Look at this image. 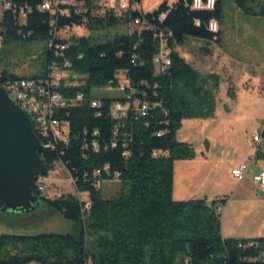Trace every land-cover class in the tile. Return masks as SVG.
Listing matches in <instances>:
<instances>
[{
    "label": "trees",
    "instance_id": "trees-1",
    "mask_svg": "<svg viewBox=\"0 0 264 264\" xmlns=\"http://www.w3.org/2000/svg\"><path fill=\"white\" fill-rule=\"evenodd\" d=\"M41 1L24 0L31 8L25 24L19 25L10 12L4 15L0 86L6 87L3 79H47L51 62L68 61L69 80L75 77L77 85L61 86L58 91L65 97L81 93L84 100L58 114L70 124L69 142L50 151L43 145L41 157L49 168L55 161L67 165L77 192L87 195L89 208L73 195L48 199L33 187L41 206L70 222L71 230L1 235L0 264H264V238L251 239L257 246L247 247L249 239L221 236L216 207L223 206L224 198L172 199L174 162L195 158L193 147L178 141L176 133L185 119L213 116L220 83L219 75L201 74L175 48L185 38L219 42L220 31L210 32L208 23L221 19L223 0H215L213 11L192 9V0H172L170 5L162 0L152 13L129 12L123 17L92 16L88 9L79 16H54L36 10ZM84 1L90 6L95 0ZM231 1L245 16L264 17V0ZM135 19L146 26L130 33L128 26ZM71 24L101 36L72 35L65 40L53 36V26ZM120 26L126 31H114ZM100 37L104 42H97ZM160 40L169 50L171 65L155 74L152 59ZM10 41L45 43L42 74L27 77L13 72L14 65L2 57ZM55 45H65L56 56ZM120 75L126 86L116 88ZM105 88H114L120 95L92 96L93 90ZM228 94L233 96L231 88ZM92 99L101 102L99 109L90 107ZM135 101L151 106L145 116L135 112ZM114 102L130 106L126 117L111 118L109 107ZM154 104L159 106L153 108ZM93 132L98 135L92 136ZM259 134L264 140V126ZM254 159L263 160L264 151L257 150ZM113 181L120 184L121 192L104 198L102 184Z\"/></svg>",
    "mask_w": 264,
    "mask_h": 264
},
{
    "label": "rangeland",
    "instance_id": "rangeland-1",
    "mask_svg": "<svg viewBox=\"0 0 264 264\" xmlns=\"http://www.w3.org/2000/svg\"><path fill=\"white\" fill-rule=\"evenodd\" d=\"M111 1L127 0H106V3H113ZM161 3L162 0H139L138 6L146 14L152 13ZM167 3L170 5L172 0H167ZM217 24L220 31L219 42L206 43L185 38L183 43L175 48V51L201 74L212 73L220 77L213 116L207 119L183 120L185 122H181L176 138L190 144L197 158H203L208 153V171L199 176V179H206L208 182L200 183L202 180L193 177V187H202L216 178L224 185L225 196L232 194V201L243 200L245 196V199L253 202L250 193L251 177L255 171L264 169V159L253 160L250 165V158L254 153L252 137L264 126V17L245 16L231 0H223L221 19ZM114 31L126 30L124 26H120ZM98 34L101 36L100 33H92L82 27H78L73 33L78 37H96ZM97 42H104V38L100 37ZM44 46L45 43L39 41H10L4 46L2 57L14 65L13 72L18 76L40 75L43 72L41 64L45 59ZM119 82L125 83L123 75L119 76ZM230 88L233 96L228 94ZM119 95L118 90L106 88L92 91L94 98ZM190 120H196L195 124H189ZM240 162L250 167L247 177L241 182H236L230 176V168ZM49 172L51 170H47L48 176L45 178L49 177ZM55 177L56 179L47 180L45 190L40 193L43 197L56 199L67 194L77 196L82 201L86 200V195H79L69 182L70 177L66 172L58 171ZM239 184L242 187L238 189L245 191L240 192L237 189L235 193ZM37 188L40 189L39 184ZM101 189L104 198L115 197L121 192L120 184L116 181L104 183ZM195 198L200 197L198 195ZM253 207L264 216V202H259ZM71 227L70 222L63 220L60 215L45 206H40L30 213L0 212V236L65 234Z\"/></svg>",
    "mask_w": 264,
    "mask_h": 264
},
{
    "label": "built area",
    "instance_id": "built-area-1",
    "mask_svg": "<svg viewBox=\"0 0 264 264\" xmlns=\"http://www.w3.org/2000/svg\"><path fill=\"white\" fill-rule=\"evenodd\" d=\"M214 7L215 0H192V9L194 10L213 11ZM87 9L90 10L92 16H104L106 13H111L113 17H123L129 12L141 13V9L136 0H127V3H106V0H95L90 6H86L84 0H42L40 4L36 5V10L47 12L54 16H68L70 14L79 16L82 12L87 11ZM8 12L15 16L16 22L19 25H22L25 24L26 17L31 12V8L24 2V0H0V51L4 40V29L3 26H1V22L3 21L4 15ZM163 17L164 16L162 15L161 19ZM53 23L54 21L51 22V25H53ZM196 24L198 25V23ZM145 26V22L140 21V19H135L129 24L128 31L132 33L134 30H140ZM77 28L78 27L74 24L64 25L60 28L53 26L52 34L60 40H65L72 36ZM208 30L212 33L218 31V24L215 20H211L208 23ZM52 46V42L48 43L49 48H52ZM64 48L65 45H55L54 56L58 55V51L61 52ZM152 63L155 69V74L162 73L171 65L169 50L163 40H160L159 42L158 50L152 59ZM68 67V61H62L61 64L53 61L48 65L47 79L30 78V84H22V78L16 80L3 79L1 81L3 85H6V90H8V96L10 99L31 116L33 123H35L36 130H38V138L41 144L45 145V151L53 150L57 145H66L69 142L70 124L65 119L59 117L58 114L67 108L80 105L84 100L81 93H77L73 97H65L58 91L61 86L72 87L77 85V80L74 79L75 77L72 78L73 81L69 80L70 74L66 69ZM0 79H2L1 74ZM125 86L126 83L119 84L116 88ZM108 89L112 91L114 90V88ZM100 106L101 102L98 99H92L90 101L91 108L99 109ZM132 106L135 112L141 116H145L147 110L151 107L147 102L140 101H135ZM157 106L159 105L154 104L152 107L155 108ZM129 108L130 106L128 104L114 102L109 107V115L114 120L121 119L122 117H126ZM83 135L86 136L87 133L84 131ZM97 135V132L92 133V136L94 137ZM252 143L255 152L257 150L264 151V140L259 133H256L252 137ZM91 146L94 151L98 150V145L94 139H91ZM153 155L156 156L157 153L154 152ZM253 160L254 156L250 159V164ZM105 169H107V167H105L104 170ZM248 169L249 165L241 163L232 168L230 174L239 182L246 177ZM61 170L67 173L70 177V181H68L73 184L75 188L67 165L60 161H55L51 164L49 177L40 182V189L37 191L42 193L46 188L45 184L47 180L56 179L55 176L58 171ZM96 174H99V171H96ZM252 183L256 188L257 194H261L264 197V170L259 171L253 176ZM79 195L81 194L79 193ZM77 198L82 201L79 197ZM82 202L84 203V208L88 209L89 203L87 195L86 200ZM221 211L222 205H218L216 207V212L220 214ZM246 246H257V242L249 239Z\"/></svg>",
    "mask_w": 264,
    "mask_h": 264
},
{
    "label": "water",
    "instance_id": "water-1",
    "mask_svg": "<svg viewBox=\"0 0 264 264\" xmlns=\"http://www.w3.org/2000/svg\"><path fill=\"white\" fill-rule=\"evenodd\" d=\"M33 125L31 116L0 86V212L30 213L41 206L33 187L47 164Z\"/></svg>",
    "mask_w": 264,
    "mask_h": 264
},
{
    "label": "crops",
    "instance_id": "crops-1",
    "mask_svg": "<svg viewBox=\"0 0 264 264\" xmlns=\"http://www.w3.org/2000/svg\"><path fill=\"white\" fill-rule=\"evenodd\" d=\"M190 122L191 123L189 124H195L196 120H190ZM253 152L255 153L254 149ZM254 153L252 154L251 158L254 156ZM207 157H208V153H206V155L203 158L195 157V159L189 161L174 162L172 199L174 201L206 199L207 202H210L213 200H219L224 198L225 203L222 206V211L220 214L221 236L223 238H234V239L264 238V216H262L257 210H254L253 207L255 204L259 202H264V197L261 194H257L256 188L252 183L253 176L256 175L259 171L264 169H259L255 171V173L251 177L250 186L252 187H251V191L250 190L249 191L251 193V196L253 197L252 199L253 202H249L247 199L244 198L245 196H243V200L232 201L231 200L232 194L229 197L225 196L224 194L225 192H223L224 185L222 184L221 181H219L216 178L209 184L204 185L202 187L201 186L193 187V183L191 182L193 177L199 179V176L205 174L208 171L207 170L208 161L206 160ZM241 163L242 162L236 165H232L230 171L232 168L236 167ZM231 178L234 181H236L232 176ZM199 180H202L200 183L208 182V180L206 179H199ZM241 187H242L241 184L237 185L235 189V193L237 189ZM238 190L242 192L244 189H238ZM198 195L200 198H195ZM238 196L240 197V195Z\"/></svg>",
    "mask_w": 264,
    "mask_h": 264
},
{
    "label": "bare ground",
    "instance_id": "bare-ground-1",
    "mask_svg": "<svg viewBox=\"0 0 264 264\" xmlns=\"http://www.w3.org/2000/svg\"><path fill=\"white\" fill-rule=\"evenodd\" d=\"M111 2L115 3L114 1H111ZM122 2L125 3V1H122ZM122 2L120 1V2H116V3H122ZM22 84H30V82H29V81H23ZM3 88L6 90V87H3ZM6 92H7V94H8V90H6ZM33 124H34V125H33L34 132L38 134V130H36V128H35V123H33ZM42 148H43V145H42ZM47 170H51V167H50V168L47 167ZM46 174H47V171H46L45 175H46ZM45 175H44V176H39V179H38V177H37L38 182H37V183L35 182V186H37V184L40 185V182H42L43 180H45V177L48 176V175H46V176H45ZM37 179H36V181H37Z\"/></svg>",
    "mask_w": 264,
    "mask_h": 264
},
{
    "label": "flooded vegetation",
    "instance_id": "flooded-vegetation-1",
    "mask_svg": "<svg viewBox=\"0 0 264 264\" xmlns=\"http://www.w3.org/2000/svg\"><path fill=\"white\" fill-rule=\"evenodd\" d=\"M40 205H41V202H40Z\"/></svg>",
    "mask_w": 264,
    "mask_h": 264
}]
</instances>
